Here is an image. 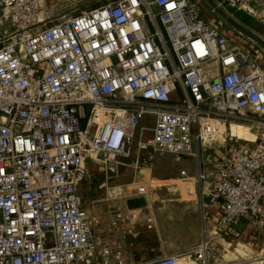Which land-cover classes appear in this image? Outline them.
I'll use <instances>...</instances> for the list:
<instances>
[{"label": "built area", "instance_id": "1", "mask_svg": "<svg viewBox=\"0 0 264 264\" xmlns=\"http://www.w3.org/2000/svg\"><path fill=\"white\" fill-rule=\"evenodd\" d=\"M234 11L264 26V0H109L79 13L0 0V264H127L95 235L79 189L88 161L130 156L146 114L155 122L136 168L157 153L193 154L196 141L209 148L228 128L230 155L209 194L216 233L241 220L264 228V68L215 20L263 52L264 39ZM215 253L204 229L141 264H212Z\"/></svg>", "mask_w": 264, "mask_h": 264}, {"label": "crops", "instance_id": "2", "mask_svg": "<svg viewBox=\"0 0 264 264\" xmlns=\"http://www.w3.org/2000/svg\"><path fill=\"white\" fill-rule=\"evenodd\" d=\"M234 13L241 22L264 39V26L257 18L243 12ZM215 22L221 25L231 44H238L250 52L264 68V52L259 47L250 39L239 36L230 24H220L217 19ZM209 68L217 70V65L210 64ZM154 122L153 114L143 117L136 129L130 156L119 155L115 162L109 163L88 161V174L80 185L79 192L93 221L95 235L108 239L114 250L123 252L127 264H141L143 261L181 250L182 246L198 243L206 229L207 234L215 239L216 252L219 253L222 248L225 251L234 244L244 245L257 251L256 254L264 264V228L256 230L248 220H241L230 226L222 235L216 233L220 205L218 202L210 203L209 194L212 182L219 177L223 162L230 155L233 140L228 128L225 127L227 133L209 148L202 147L196 141L193 154L176 156L171 153H157L152 161H146L136 168V160L139 157L146 158L145 152L139 154L138 141L152 135ZM231 129L235 135L244 137L248 128L237 124L232 125ZM162 159H170L172 162L166 163L165 174L162 173ZM161 178H165L163 181L168 178L176 185L163 186V190H167L165 192L182 194V188L183 191L187 189L193 194L194 204L187 206L181 201L167 202L164 208H160L158 203L148 196L149 192L138 191L142 185L147 190L149 183ZM183 182L185 187L181 185ZM188 183H193L192 188ZM110 187H113L117 196L112 201L106 196L110 193ZM164 211L171 212L170 218H182V221H178L177 230L163 229L165 234L168 231L174 236L171 239L166 238L160 229V215L165 216ZM118 214L121 215L120 218ZM149 217L153 218L151 227L148 225ZM188 218H194L195 221H189ZM114 221L122 222L114 224ZM170 242L178 243L170 245Z\"/></svg>", "mask_w": 264, "mask_h": 264}, {"label": "rangeland", "instance_id": "3", "mask_svg": "<svg viewBox=\"0 0 264 264\" xmlns=\"http://www.w3.org/2000/svg\"><path fill=\"white\" fill-rule=\"evenodd\" d=\"M53 3H55L56 5L60 6L63 5L65 7V9L67 10H71L73 13H79L82 10H87V9H91L94 8L96 6H99L101 4L107 3L109 0H52ZM251 28V27H250ZM166 153V152H164ZM169 154V153H168ZM172 155V154H171ZM170 159L167 160H163L162 159V164H163V174H165V165L166 163H172L170 162ZM173 161V160H172ZM176 164V162H174ZM162 179L165 178H161L160 180L155 179L154 181H152L151 183L148 184V188H147V193L148 196L151 198V200L153 199V201H156V203H158V206L160 208H164L166 206V204H168L167 202H176V201H181L182 203H186L187 206H190L192 204H194L193 202V194L189 193L187 191V189L182 188V194L179 193H167L165 191L167 190H163V186H176L175 183H172V180L168 179L166 181H163ZM192 184L193 183H188V186H191L192 188ZM182 186H186L185 182L181 183ZM110 193L106 194V196L112 201L114 199V197L116 196V193L114 194V189L113 187H110ZM109 191V190H108ZM168 212V213H167ZM164 211V215L165 216H161L160 215V221H162V224H160V229H162V234H165V230L169 229V230H177L178 229V221H182V218H170L171 212L169 211ZM189 221H195V219H189ZM166 226V227H165ZM165 227V228H164ZM165 229V230H163ZM166 238H173L174 236L170 233L165 234ZM168 241V239H167ZM173 241V240H172ZM169 243V242H164ZM175 243L177 244L178 242H170V245H175ZM187 245L188 242H186ZM193 245L190 244L189 246ZM186 246V247H189ZM185 246H182V249ZM185 247V248H186ZM257 251L247 248L244 245H239V244H234L230 247H228L227 250L224 251V249L222 248L221 251L218 253H215V258H212V264H263L262 259L259 258L258 254H256Z\"/></svg>", "mask_w": 264, "mask_h": 264}, {"label": "bare ground", "instance_id": "4", "mask_svg": "<svg viewBox=\"0 0 264 264\" xmlns=\"http://www.w3.org/2000/svg\"><path fill=\"white\" fill-rule=\"evenodd\" d=\"M233 125H237V124H233ZM244 137L248 139H254L255 135L247 129Z\"/></svg>", "mask_w": 264, "mask_h": 264}]
</instances>
